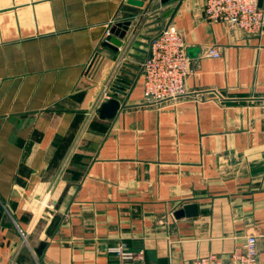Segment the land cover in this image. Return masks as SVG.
Here are the masks:
<instances>
[{"label":"crops","instance_id":"1","mask_svg":"<svg viewBox=\"0 0 264 264\" xmlns=\"http://www.w3.org/2000/svg\"><path fill=\"white\" fill-rule=\"evenodd\" d=\"M168 26L189 94L151 103L141 63ZM247 235L264 264V30L203 0H0V264H110L116 245L123 264H191Z\"/></svg>","mask_w":264,"mask_h":264},{"label":"built area","instance_id":"2","mask_svg":"<svg viewBox=\"0 0 264 264\" xmlns=\"http://www.w3.org/2000/svg\"><path fill=\"white\" fill-rule=\"evenodd\" d=\"M205 18L211 22H222L230 28H240L250 34H260L264 30V9L259 0H203ZM208 54L218 57V50L211 47ZM144 98L147 102H176L189 94L186 78L190 73V59L182 34L168 26L154 36L149 50L141 63ZM123 264L133 259V252L123 245L109 248ZM258 243L256 235L245 236L227 259L216 253L196 257L191 264H256Z\"/></svg>","mask_w":264,"mask_h":264},{"label":"water","instance_id":"3","mask_svg":"<svg viewBox=\"0 0 264 264\" xmlns=\"http://www.w3.org/2000/svg\"><path fill=\"white\" fill-rule=\"evenodd\" d=\"M262 4V0H259V6H261ZM131 22L130 21H124V22H118L115 25H113L110 28V36L107 38V40L110 42L112 41L115 46H120L121 45V39L124 38L126 31L128 30L129 26H130ZM112 35L116 36L118 39L117 40H113L112 39ZM121 108V102L120 99L116 98V97H110L108 100L104 101L99 110V116L102 119H113L119 109ZM59 215H56L52 221V224L50 225L49 234H52L53 231L56 228L57 223L59 222Z\"/></svg>","mask_w":264,"mask_h":264}]
</instances>
